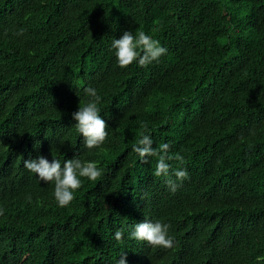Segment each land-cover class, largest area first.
<instances>
[{
    "label": "trees",
    "instance_id": "trees-1",
    "mask_svg": "<svg viewBox=\"0 0 264 264\" xmlns=\"http://www.w3.org/2000/svg\"><path fill=\"white\" fill-rule=\"evenodd\" d=\"M142 30L167 49L115 63L113 38ZM101 96L108 136L82 145L72 113ZM157 157L131 151L141 125ZM91 160L102 170L58 207L24 160ZM185 168L175 193L167 180ZM169 225L171 248L128 238ZM121 230L117 242L113 236ZM257 264L264 256V0H0V264Z\"/></svg>",
    "mask_w": 264,
    "mask_h": 264
},
{
    "label": "clouds",
    "instance_id": "clouds-1",
    "mask_svg": "<svg viewBox=\"0 0 264 264\" xmlns=\"http://www.w3.org/2000/svg\"><path fill=\"white\" fill-rule=\"evenodd\" d=\"M111 48L114 50L115 63L120 68H126L135 62L140 67L150 65L166 54L167 49L159 40L142 30H125L117 39L111 41ZM80 99L78 110L72 113L76 122L74 129L83 138L82 145L85 149L92 150L104 144L108 132L106 131L105 120L101 116V96L91 86L83 87L84 100ZM136 143L132 145L131 151L141 159L146 157H157L153 175L156 177H168L170 165L166 160L175 159L183 164V157L177 154L175 157L167 155L169 144L163 143L158 148H153L151 130L146 124L141 125ZM24 167L40 182L45 184L52 182L54 185L53 196L58 207L68 206L74 199V194L81 187L82 178L95 182L102 174V170L91 160H81L76 157L64 160L63 164L59 159L53 158L51 162L43 155L36 158L24 160ZM175 180H167L168 189L175 193L180 184L188 178L185 168L177 167L173 170ZM123 232L117 230L113 238L121 241ZM128 238L143 241L149 247L171 248L173 238L169 235V225L160 221L138 222L128 229ZM257 264H264V256L256 257ZM116 264H127V255L121 253Z\"/></svg>",
    "mask_w": 264,
    "mask_h": 264
}]
</instances>
